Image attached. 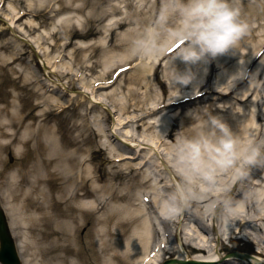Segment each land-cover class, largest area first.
Returning <instances> with one entry per match:
<instances>
[{"label":"bare ground","instance_id":"bare-ground-1","mask_svg":"<svg viewBox=\"0 0 264 264\" xmlns=\"http://www.w3.org/2000/svg\"><path fill=\"white\" fill-rule=\"evenodd\" d=\"M74 1L75 0H68V2H66V0H38L41 4L45 3L49 12L54 13L55 16L60 14L61 11L57 12L52 6L53 3L61 5L60 10H66L71 7ZM81 1L84 6L90 5L93 8H97L98 19L95 22L89 19L90 22L88 21V23L90 28L86 33H80L69 20L63 22L61 19H58L54 21L51 27L53 32L49 33L50 36H40V38L43 41H48L49 39H55V37L59 36L61 33L65 35L63 44H58L55 40H53L54 43L50 44L52 51L57 49V51L60 52L51 57H49V52L45 53L47 57V66L46 62L41 60V71H43V74L38 75L36 72L26 71L23 75V85H25L24 91L27 97H29L26 99V105H24V113L20 112L19 106L14 101L11 105L12 110L8 113L9 119L5 118L0 120V137H4L8 140V145L0 144V169L2 173L7 174L8 186L7 189L2 188L0 192L4 200L3 208L6 211L10 228L18 241V247L24 264H130L131 262L133 264H183L177 261H183L184 258H188L199 264H218L216 262L203 261L200 258L189 257L190 252H194L195 254L207 253L208 248L205 245H194L193 243L196 241L194 238L195 236L189 235V233L180 226L177 230L176 237V239L179 240L178 250L172 251L169 246L167 247L169 241L166 240V236H163L162 240L161 232L157 229V225L158 227H163L162 231L166 232L172 226L171 224L176 221L163 205L167 195L163 194L162 196L159 189L162 187L167 188V186L164 182L165 180L161 179V174L154 175L152 170L148 168L149 170L146 169L142 175H138V168L130 169L127 167L128 165L125 166L121 164L112 167H118L121 171L120 173H112L111 178L112 180L119 179L127 182L124 184L122 190L117 189L114 184L106 186L95 185L93 181L91 182V180H93V159L88 155L90 150L86 149L81 156L77 157L78 152L83 150L82 146L75 145L77 143V137L73 133V128H77L78 124L72 125V122L69 120L55 123L57 120H61L60 117L61 115L64 116V111L67 114V109L75 110L81 105V129L83 132L90 130L94 131L90 121H88V114L90 110L95 108H100L103 112L108 110L106 106L107 103L101 101L103 98L102 94H100L99 97L96 94L101 89L111 88L118 83V80L112 83V80L115 79L114 72L118 69H123V72L120 73L119 76V83H122L124 79L129 76L132 86L129 87L127 94L122 95L123 97H117V94L110 93L106 96L105 101L109 98L113 102L118 103L120 111H127V105L122 103L128 99V96L134 95L138 97L140 93L144 92L145 96L152 95L153 97L156 96V98H153V100L147 103L145 100L143 101V96L141 98L138 97L139 100L133 104L135 108L134 112H143L145 116L133 118L131 120L119 119L117 123H115L116 121L113 119V130L114 128L126 130V128L130 127L129 125H132L134 122L142 121V118L157 117V121L155 122L156 125H152V123L148 122V126L153 129L160 127L158 129L159 135L156 136L157 139L161 141V144H164L161 137L170 138L174 136L173 132L179 116H181L180 122L183 124L184 128L188 121H190L187 113V116H184L185 114L183 115L182 112L184 109L181 110L179 115H177L179 111L174 110L173 114H175L174 116L176 117L174 119V121H176L175 124L174 121L172 122L174 125L166 117L162 116L168 111L169 107L164 104L166 100L161 99L162 102L160 101L157 103L158 97L157 95H153V89L154 85L157 84V79L152 80L150 77L151 70L154 68L158 69L161 64H153L152 60H154L155 56H145L144 60H142L144 56L137 55L135 52V45L141 40L144 33L141 31L142 26L132 31H126V37L120 38L117 44L112 47L111 51L124 47V49L126 48V52L119 53V55L107 56V58L105 57L101 65L103 66L104 75H100L96 80L93 78L94 82L88 85L90 86V96L85 95L83 92L77 94L74 90V78L75 76L78 77V75L74 73L75 66L72 63H66L65 60L66 56H71L72 59H76L78 55V48L77 50L75 48L73 53H65L72 45L70 39H72V37L85 38L89 33H98L96 24L101 23L105 17H108L110 10L114 12L118 11L115 4H113L115 0ZM123 1L127 5L133 4L132 0ZM158 1L159 0H156V2ZM22 2L26 1H18V3ZM104 5L107 6L105 10L103 8ZM29 7V10H32L31 7H33V4L30 3ZM82 7L78 8V11H81ZM153 8L154 11H156L153 15L148 18H139V23H141V25L157 20L158 10L156 5H154ZM240 8L243 19L248 23L249 27L244 36V40L239 42L237 49L229 50L227 53L218 55L215 58L204 59L195 64H187L177 56L170 64L166 65V69L168 65H178L179 67L176 72L180 75L191 73L192 78L187 83L174 80L173 77L170 79V84L173 86L172 88L179 91L178 93L175 91L177 95L182 92L185 93L187 90H197L199 88L201 89L200 91H204L201 95L211 93L217 94L219 100L228 98L229 102L225 104L223 109H227L229 106L232 108L233 104H246L253 98L255 101L259 99V102L256 101L257 106L259 104L261 106L264 105V102H262L264 100V93H262V88H264V58L256 67V64L264 55V0H240ZM27 14V12L23 13L17 21H20ZM141 14L144 15L145 13L142 12ZM43 15H46V12L37 13V16ZM11 19V21H5L3 19L2 29L7 28L11 32V40L14 42L15 46L22 47L23 43L26 42L27 45H31L30 47H32L31 41L24 38V33L14 27V18ZM133 19L132 16H128L126 20L116 23L115 26L123 28L127 21H130L129 24H131ZM169 22L170 19L168 23ZM26 27L28 28V33L31 34L39 31V27L34 24V21H30L29 26ZM5 32L6 30L3 29L2 33ZM2 44L4 45V43ZM3 45L0 46V48L3 49ZM125 45L127 47H125ZM240 48L244 51L237 53L236 50ZM79 49H81V47ZM88 50L91 52L89 55V59H91L93 58L92 56L96 55L98 47L89 46ZM168 54L167 52L157 55V57L159 56L166 59V57L169 56ZM245 54L249 55L246 59H244ZM19 55L24 56L25 52ZM13 56L14 54L10 57L7 55L5 60L6 58L13 59ZM116 57H118L117 60L115 59ZM138 59L141 60L139 64L140 67L136 68L134 72L130 71L132 67L124 70V68L132 65L133 62ZM207 61L210 63L208 73L205 70V62ZM76 62L81 68L88 66H85V62H81L78 58ZM230 64L233 65L226 70V74H229L230 77L227 80H223L222 84L224 86L216 90L207 84H201L204 80L209 81L214 71L222 70ZM62 66H66L68 69H60ZM262 67L263 71L261 69ZM12 70L14 71V69ZM86 71L93 73L91 69H86ZM52 76L57 77V79H53ZM68 76H71V78ZM61 77H68L69 80L67 84L61 81ZM233 78L237 79L235 80ZM79 79L80 77H78V80ZM85 81L86 78L81 82ZM33 83L37 86L34 87L36 89L32 88V91L29 87L35 86L32 85ZM13 85L17 86V82ZM243 86L246 88L243 92H237L231 97L236 89L238 90ZM64 92L66 95H63ZM114 92L115 90L113 93ZM33 97H37V103L28 101ZM124 98L126 99L124 100ZM198 99L199 98L190 101L191 99L187 100L180 98V100L178 99L180 102L176 103L178 105L189 104V102L192 103ZM195 104L197 103L195 102ZM149 105L153 106L149 107ZM221 110L222 109L219 108L216 109L218 112ZM112 113L113 112L109 111V114L107 113L106 115ZM1 115L2 108H0V116ZM150 115H152V117ZM262 115V113H259L247 117L244 116L243 113H240V115H236L237 119H231L229 121L230 125L229 123H227V125L230 130L235 133L237 138L244 136L245 142L249 141L250 144L256 146L262 136L251 121L253 119L259 121ZM98 117L101 116L99 115ZM226 118H231V116H227ZM222 120L225 121V119ZM51 121H55L54 124H50ZM95 128H97L99 135L104 134V138L101 136L100 142L108 147L110 153H112L113 150L118 151L119 154L114 157H120L118 159L119 161L134 159V152L141 156L144 150L142 147L143 144L139 143L131 131H122L119 134L116 131H106L102 123L99 122L96 124ZM138 128L139 126L136 127V130H138ZM185 133L188 134L189 132L185 130ZM89 140L90 138L87 137V139L83 138L80 142L81 144L88 143ZM92 140L93 139H91V142ZM12 145L18 147L14 154L15 161L12 165H9L2 156ZM117 145H123L126 148L125 151L121 152L117 150ZM244 145L247 144H243L241 147ZM151 146L148 148V156L156 152L155 148ZM258 147L261 153H263L264 143L261 142ZM145 160L146 158L143 159L142 164L147 168L149 161L146 162ZM256 160V158H251L250 160L241 159L238 162L242 167L245 166L244 169L241 168L243 174L250 168L249 165L254 164ZM171 161L172 160H170V162ZM159 163L161 173L162 170L166 171L175 182H183L184 178L181 171L174 172L168 159ZM236 168L238 169L239 167L235 166L227 172H218L216 176L221 174L220 176L226 177ZM123 177L126 179H122ZM214 181L218 180L214 179ZM198 182L202 183L200 179H198ZM150 183L151 185H149V187L153 190L149 192L151 202H149V204L143 202L138 203L137 196L139 193L142 194V189L140 190L139 188ZM135 184L137 185V190L135 192L133 191V193L128 191L131 190ZM196 184L197 181L193 180L192 186L195 187ZM242 184L246 187L260 186V183L254 184L250 181L246 182V184ZM241 185H238L235 189L244 191L245 187ZM208 190L198 188L197 192L203 193L204 197L193 200L191 206L199 208L209 203L214 198L217 200L225 196H230L232 198L231 193L227 192V190L215 192ZM263 190L260 189L255 202L251 200L254 196L250 194L251 201L244 203L248 209V213L245 215L234 213V219L232 221L235 223L236 229L231 232L230 239L232 241L236 240V233L240 235L242 232H245L247 226L250 224L252 228L255 226L256 228L262 229L260 225H264V214L260 212L259 207L264 205ZM94 194H100L99 198L95 200V203L91 201V197L94 196ZM106 200L110 202L119 200L126 202L127 205L125 204L123 206V204L120 203L119 207H114L109 212H105L104 207ZM100 201L101 203H99ZM96 204H99L97 208H95ZM102 210L104 211L101 212ZM95 213H100L101 215L96 217ZM218 219H220V217L217 215L213 218V232L214 238L220 240L219 232L223 230L224 234V223L222 220L219 221ZM216 224L217 227H215ZM261 233V241L264 242V230H261ZM254 241L255 240L250 237L247 241L249 249L244 251L252 255H240L239 259L235 258V260H237L236 263L264 264V244L255 241L257 245L261 244V248H259L258 251H254L253 247L256 244ZM168 252L173 255L172 258L167 259L165 255ZM216 255H219V253L217 252ZM229 259H231V261L225 259L221 260L220 263L231 264L230 262L233 261V258L230 257ZM168 260L171 261L168 262Z\"/></svg>","mask_w":264,"mask_h":264},{"label":"rangeland","instance_id":"rangeland-1","mask_svg":"<svg viewBox=\"0 0 264 264\" xmlns=\"http://www.w3.org/2000/svg\"><path fill=\"white\" fill-rule=\"evenodd\" d=\"M18 1H21V0H4L5 5L2 6V8H4L5 11H3L2 8H1L2 10L0 11V29H1L0 46L3 45L2 43H4L3 45L4 48L3 49L0 48L1 49L0 50V108H2V115L0 116V120L5 119V118L9 119L8 113L11 112L12 110L11 105L14 103V101L19 106L20 112L24 113L25 111L24 105H26L25 104V102H27L26 99H28L29 97H27V94L24 91L25 85H23V75L26 73V71L36 72L38 73V75L43 74V71H39V72L37 71L35 67V62L38 63V66L42 70L41 60L45 61L46 66H47V60H46L47 57L45 53L49 52L50 53L49 57H51V56L57 55L60 52V51H57V49L52 51V48H50V44L54 43L53 40H55V42L58 44H63L64 43L63 41L65 40V35H62L61 33L59 36H56L55 39H49L48 41H43L40 38V36H43V37L50 36L49 33L53 32L51 30V27L55 19L56 18L61 19L63 22L66 20H69L72 23V25L75 26L80 32L89 30L90 28L89 23H88L89 19H91L90 21L92 22L93 21L95 22L98 19L97 8H93L90 5L84 6L81 0H75L74 3L71 4V7H69L66 10H63V9L60 10L61 5H56V3H53L52 6L57 10V12L61 11V13L58 14L57 16H54V13L49 12V9H47V7L45 6V3L41 4L38 2V0H25L26 2H22V3H18ZM132 1H133V4L131 5H127L123 0L113 1V4H115L118 11L114 12L110 10L109 11L110 16L105 17L101 23L96 24V29L98 30V33H95V34L89 33L88 36L85 38L84 37L83 38H78V37L73 38L72 37V39H70V41L72 42V45L67 49V51H65V53L66 52L73 53L74 49L76 48L77 50L78 48L77 58L80 59L81 62L82 61L85 62L84 63L85 66L88 65L85 68H81L80 66L77 65V62H76L77 58L72 59L71 56L65 57L66 63L74 64L75 66L74 73L79 75L80 77L79 80L77 76H75L74 78V84H75L74 90L77 92V94H81L79 92H83L85 93V95L90 96L89 94L90 86L88 85L92 84L94 82V79L96 80V78H99L100 75H104L103 66L101 65H102V62L105 60V57L107 58V56L119 55V53L126 52L125 51L126 48L124 49V47H120V48L115 49L114 51H111L112 47L117 44V41L120 38L126 37V31L128 30L132 31L133 29H137V28H140V26H142L141 31L144 32L141 37L142 39L145 34H150L152 31L155 30L157 20L151 21L150 23L148 22L146 24L144 23L141 25V23H139V20H140L139 18H143V17L148 18L151 15H153L156 12L154 11V8H153L154 5H156L157 7L158 17H159L161 8L164 4V0H159L158 2H156V0H148V1L147 0L146 1L132 0ZM1 2L2 0H0V3ZM66 2H68V0H66ZM30 3L33 4V7H31L32 10H35L37 12H46V15L38 16V17H33L29 15V16H25L20 22H16V27H17L16 29L23 32L24 38L29 39L32 44V47H30L31 45L29 46L27 45V43L24 42L23 46L21 45L22 47H17L14 45V42L11 40L12 38L11 32L7 28H3L6 30V32L2 33L3 19L6 21H10L12 15L18 16L16 12L29 9ZM81 7H82V10L78 11V8H81ZM103 8L105 10L107 9V6L104 5ZM142 12L145 14L144 15L141 14ZM128 16H132L134 18L131 24H129L130 21H127L126 25H124L123 28H118L115 26L116 22L121 21V20L124 21L126 20ZM30 21H34V24L39 27L38 32L33 33V34L28 33L27 31L28 28L26 26H29ZM175 22H176L175 18L171 17L169 24H172ZM244 36L242 37L240 42L244 40ZM89 46L98 47V51L96 55L92 56L93 58L91 59H89V55L91 54V52L88 50ZM80 47L81 49H79ZM125 47L127 46L125 45ZM242 51H244L242 48L236 50L237 53L242 52ZM22 52H25L24 56L19 55ZM12 54H14L13 59L6 58L5 60V57H7V55L10 57ZM247 56L249 55L245 54L244 59H246ZM144 58L145 56L143 57L142 60H144ZM115 59L117 60L118 57H116ZM168 60L169 59L165 60L163 64H166ZM262 60L263 58L261 59V61ZM152 61H153V64H155V58ZM171 61H169L168 63H170ZM140 62L141 60L138 59L136 62L137 66L134 65L131 72H134L136 68L140 67L139 65ZM260 62H258V64ZM205 65H206L205 70L207 72L209 69L208 67L209 62L205 63ZM232 65L230 64L228 67H225L222 70L214 71L211 77V80H210V87L217 90V88L224 86L222 84L223 80H227L230 77L229 74H226V70H228L230 66ZM165 67L166 65L164 67L159 68V71L156 74L157 84L154 85L153 95H157L158 97L157 103L161 101L163 96L171 100V99H178L186 94H191L193 92H196V90H187V92L185 91V93L182 92L181 94L177 95L179 91L173 89L172 88L173 86H171L170 84V79L173 76L169 70V67L177 70L179 66L176 64H171L167 66V69ZM12 69H14V71ZM60 69L67 70L68 68H66V66L65 67L62 66V68ZM86 69L88 70L91 69L93 73H89V71H86ZM261 69L263 71V67ZM153 74H154V70H152L150 73V77L152 78V80L155 79V76ZM68 77L71 78V76H68ZM68 77L67 78L61 77L60 79L63 83L67 84L69 80ZM52 78L57 79V77L55 76H52ZM84 78H86V81L81 82ZM7 80H10V81H7ZM15 82H17V86L13 85ZM32 85H35V83H33ZM36 86L37 85L30 86L29 89L33 91V89H36L34 88ZM130 86H132V83H130V78L128 76L126 79H124L122 83L118 82L111 88L103 89V90L101 89L96 94L98 97L100 96V94H102L103 98L101 99V101L104 103H107L106 106L108 107V110L105 112H103V110L100 108L99 109L95 108L93 110H90L88 114V121H90L94 131H91V130L84 131V132L82 131L81 129L82 118L80 116L81 111H82L81 105L78 106L75 110L67 111V114L63 113L64 116L61 115L60 117L61 120L59 121L57 120V122L51 121V123L54 124V122L58 123V122H65L66 120H69L72 122V125L78 124L77 128H73V133L77 137L76 139L77 143L75 145L82 146L83 150L78 152L77 157L81 156L83 151H85L86 149L90 150V153L88 155L90 158L93 159L92 160V168H93V178L92 179L93 180H91V182L93 181L95 185H99V186L105 185L106 186V185L114 184L117 189L122 190L124 187V184H126L127 182L125 180H119V179L112 180L111 176H112V173H120L121 171V169L118 167L112 168L113 166L124 164L125 166L128 165L127 167H129L130 169L138 168L139 169L138 175H142L145 172V170L148 168L152 170L154 175L161 174L162 175L161 179L165 180L164 182L166 183V186H167V188L162 187L161 190L163 194L168 195V193L174 190L177 183L171 178V175H169L166 171L162 170V173L160 172L159 162L163 160L165 161L166 159H168L170 166H172V169H174V172L181 171L180 167L177 164L176 157L172 151V145L173 143H175V138H185V137L192 138L193 136H195L197 132L195 116L202 115L205 109H207L212 115L225 119V121L223 120V122H225L226 124L229 123V125H230L229 121L231 119H234V120L237 119L236 115L238 116L240 115V113H243L244 116H247V117H249L250 115H254V114L257 115L259 113H262L263 115L261 116L260 121H255L253 119L251 122H253L255 128H258V130L264 134V105L261 106L259 104L260 106L259 105L257 106L256 101L259 102L258 101L259 99L255 101V99L253 98L246 104H233L232 108L231 106H229V108L223 109L225 104L229 102V99L224 98V99L219 100L218 99L219 96L216 94H213L210 97H207L205 100L203 98L198 101H194L192 103L179 106L176 109V111H179L177 115H179L181 110L184 109L182 113L183 115L185 114L184 116L188 115V118L190 121H188L186 127L184 128L183 124H181L180 122L181 116L179 117L177 116L178 117L177 122L174 121V124L176 122L174 132H173L174 136L170 138L161 137L164 144H161V141L158 140L156 136V135H159L158 129L160 127H156L155 129H153V128H149L148 126L149 124L148 122L152 124L154 123V125H156L155 122L157 121V117L153 118L151 116L152 118H148V117L142 118L143 119L142 121L134 122L132 125H129L130 127H127L126 130L125 129L120 130L119 128L117 129L114 128L113 130L112 128L113 119L114 121H116L115 123H117L119 119L131 120L133 118L145 116L143 112H137V111L134 112L135 108L133 107V104L136 103L139 100V98L143 96V101L145 100L147 103L153 100V98H156V96L153 97L152 95L145 96L144 92L140 93V96H138L139 98L135 97L134 95L128 96V99L125 100L126 98H124L125 101L122 103V104L127 105L128 107L127 111H120L118 103L113 102L109 98H107V100L105 101L106 96L109 95L110 93L117 94L116 95L117 97L118 96L121 97L123 94H127ZM245 89L246 88H243L242 90H240L239 93L243 92ZM37 90H34V91H37ZM114 90L115 92L113 93ZM262 93H264V88H262ZM63 95H66V93L64 92ZM28 101H30L31 103H37V97H33ZM195 102L197 104H195ZM262 102H264V100ZM152 106L153 105H149V107H152ZM217 108L222 109V110L218 112L216 111ZM173 110H174L173 108L168 109V111L166 112L167 114L164 113L162 115L163 117H166L169 121H171V123L173 122V119L176 118L174 116L175 114H173L174 112ZM109 111L113 112L112 113L113 117H112V114L108 115L110 117V120L109 122H107L106 118L108 116H106V114L107 113L109 114ZM99 115L101 117H98ZM227 116H231V118H226ZM98 122L102 123L106 131L107 130L116 131L118 134L121 133L122 131H131L133 135H135L139 143L143 144L142 147L144 148V150L142 151L141 156H139V154H136V158L132 160H123L120 162H114L113 160H115L116 158H119V157H114V156H117L119 153L118 151H115V150H113L112 153H110V150L108 149V147L103 145L100 142L104 134L102 135L98 134L97 128H95ZM137 126H139L138 130H136ZM185 130L188 131L189 133L186 134ZM87 137L90 138V140L88 141L89 144L88 143L81 144L80 140H82L83 138L87 139ZM91 139H93L92 142H91ZM237 140L240 145L250 144L249 141L245 142L244 136L237 138ZM260 142H263V139L260 140ZM7 143H8L7 139H5L4 137H0V144L8 145ZM117 146H119L120 148L119 150L121 152L125 151L126 149L123 145H117ZM149 146L154 147L156 150V152H154L155 154L152 153L151 156H148ZM17 147L18 146L12 145L10 148L6 150V152L2 156L4 159H6L9 165H12L15 161L14 154L16 152ZM116 149L118 150L117 147ZM143 157L146 158L145 160L146 162L149 161L147 168L143 166L144 164H142L143 159H144ZM170 160L172 161L170 162ZM256 163L264 164V159L255 161L254 164ZM0 166H1V163H0ZM240 166L241 164L239 163L237 166L239 168L236 169L235 172L229 174L226 177H216V180L218 181H214V187H209L207 185H204L198 182V179L200 178L198 176H194L192 181L196 180L197 184L195 185V187L192 186L193 191L197 192L198 188L199 189L201 188L203 190L209 189L208 191H214V192L227 190V192L231 193L233 201L237 203V207L234 213L245 215L246 213H248V209L246 208L244 203L246 200H250V196L245 198L246 197L245 194L247 192L250 193L251 189H249L242 183L246 184V182L254 180L255 177H256V182L262 183V185L259 186V188H253L255 190L254 194L250 193L251 195L254 196V198H252L251 200L255 202V200L258 197L257 194L259 193L260 189L262 190L264 189V168L263 166H260V165H251L249 170L246 172V174L243 175L242 180H238L239 176L241 175L240 169L242 168V166L241 167ZM258 171H260V173L255 175ZM6 175L7 174L2 173V170L0 169V186L3 189H7L8 187ZM122 179H126V178L123 177ZM237 180L239 181L238 184H236ZM149 185H151V183L146 184L139 188L140 190L142 189V194L139 193V195L137 196L138 203L143 201V198H142L143 195H148L149 197L150 195L149 192L152 190L150 189L151 187H149ZM238 185L248 188L247 192L236 190L235 188ZM136 190H137V185L135 184L133 185V188H131V190H128V191L133 193V191L135 192ZM197 193L200 194L199 199L204 197L203 193H200V192H197ZM99 195L100 194H96V195L94 194V196L91 197V201L95 203L96 202L95 200L99 198ZM216 200L217 199L214 198L209 203L202 205L199 208H194L191 206L185 212L181 211V213L179 214L177 211L170 210L172 212V215L174 213L172 218L178 222L177 224L173 223L172 226L168 230V232L171 233V235L174 234L175 236V237L172 236V239L169 242V247L171 248L172 251L177 250L179 246V240H176V233H177V230L179 229V226L185 229V231L188 232L189 235L195 236L194 238L196 241L195 243H193L194 245L207 246L208 252L206 253V255H210L211 253H214V250H218L222 248L224 249V256H226L227 253L232 252V251L234 252L235 251H240V252L247 251L249 249L247 241L249 240L250 237H252V239H254L256 242L258 241V242H261V244H264V242L261 241V236H262L261 230H264V225H260V228L262 229H259L253 226L255 228L254 229L252 228L251 224L247 226V230L245 232H242L240 235H235L236 237L235 241H233L232 243L228 242L227 237L231 235V232H233L232 230L236 229L235 223L233 221L230 222L227 226H225L224 224V236H222L223 234H220V237H223L224 242L222 241V244H221V239L219 240L216 238L214 240V235L212 233L213 231L211 227L212 218L208 216L209 215L208 206L213 201H216ZM99 203H101V201ZM120 203H122L123 206L126 204V202H122L119 200H114L112 202L106 200L105 207H104L105 212L107 211L109 212L114 207H119ZM95 206H96L95 208H97L99 204L98 205L96 204ZM259 209H260V212H263L264 214V205L260 206ZM103 211L104 210H102L101 212ZM100 215H101L100 213H95L96 217H99ZM199 218H200V221H199ZM220 233H223V230L222 231L220 230ZM261 244L257 245L256 243L253 247L254 251H258L259 248H261ZM165 256L168 258L173 257V255L167 254V253ZM195 257H198V255ZM230 263L236 264V261L233 260ZM130 264H133V263L131 262ZM219 264H225V263L222 262Z\"/></svg>","mask_w":264,"mask_h":264},{"label":"clouds","instance_id":"clouds-1","mask_svg":"<svg viewBox=\"0 0 264 264\" xmlns=\"http://www.w3.org/2000/svg\"><path fill=\"white\" fill-rule=\"evenodd\" d=\"M171 17L176 22L169 24ZM248 27L242 16L240 0H164L155 30L136 43L135 52L140 56H157L182 41L176 56L187 64H195L237 49ZM169 70L174 80L182 83L192 78L191 73L180 75L174 68L169 67ZM195 120V136L175 138L172 145L184 179L164 199L166 210H187L193 200L200 198L192 188L194 176L205 185L214 187L216 174L233 169L241 159H264V153L257 146L247 144L241 147L235 133L222 118L207 109L202 115H196ZM254 191L251 189L250 193L254 194ZM250 193L245 194L246 198ZM236 207L237 203L225 196L213 201L208 211L210 215H218L227 226L234 219Z\"/></svg>","mask_w":264,"mask_h":264},{"label":"water","instance_id":"water-1","mask_svg":"<svg viewBox=\"0 0 264 264\" xmlns=\"http://www.w3.org/2000/svg\"><path fill=\"white\" fill-rule=\"evenodd\" d=\"M4 226H5L4 223L0 222V230H3ZM5 239H6V237H5ZM6 249H10L9 244L6 245Z\"/></svg>","mask_w":264,"mask_h":264}]
</instances>
